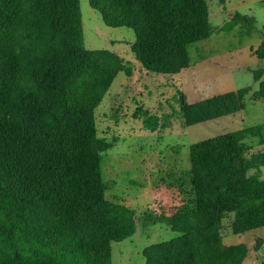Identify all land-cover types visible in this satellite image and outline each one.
I'll return each mask as SVG.
<instances>
[{
  "label": "trees",
  "instance_id": "1",
  "mask_svg": "<svg viewBox=\"0 0 264 264\" xmlns=\"http://www.w3.org/2000/svg\"><path fill=\"white\" fill-rule=\"evenodd\" d=\"M90 4L107 25L135 30L131 49L153 72L189 66V47L213 33L208 0ZM122 70L131 74L115 51L84 46L80 0H0V264H112V242L135 233V210L105 197L101 154L113 145L94 115ZM251 89L188 103L187 125L243 109ZM248 128L191 144L193 201L145 219L181 235L146 247V264L244 262L247 247L220 231L229 212L234 233L264 224V177L241 143Z\"/></svg>",
  "mask_w": 264,
  "mask_h": 264
},
{
  "label": "rangeland",
  "instance_id": "2",
  "mask_svg": "<svg viewBox=\"0 0 264 264\" xmlns=\"http://www.w3.org/2000/svg\"><path fill=\"white\" fill-rule=\"evenodd\" d=\"M208 5L213 33L189 47L192 65L206 57L191 73L193 80L180 87L172 74L143 66L131 49L136 39L132 27L107 25L90 0H80L84 46L115 51L131 69V74L118 73L94 110L97 136L113 145L101 154L105 197L133 208L137 218L132 236L112 242V264H146V247L181 235L166 222L145 219L170 215L193 201L188 192L191 144L253 125L241 143L264 177V166L256 162L264 160V90L245 95L244 119L187 125L189 101L253 83L250 70L264 69V0H208ZM250 43L262 64L246 56ZM234 223L233 212L223 216V243L244 244L248 254L243 264H262L264 224L234 233Z\"/></svg>",
  "mask_w": 264,
  "mask_h": 264
},
{
  "label": "crops",
  "instance_id": "3",
  "mask_svg": "<svg viewBox=\"0 0 264 264\" xmlns=\"http://www.w3.org/2000/svg\"><path fill=\"white\" fill-rule=\"evenodd\" d=\"M252 44L253 43H250L248 45V47L246 46V50L244 51L246 56H250V58H253V59H256V61H258L257 63L259 64H262V61L257 57L256 53L254 54L253 53V48H252ZM262 43L260 42L259 46L261 45ZM242 50H240L239 54H242ZM206 57V56H205ZM205 57H202L199 61H197L195 64L192 65V61L190 63L189 66L187 67H184L182 68L179 72L177 73H172V78L174 79V82H178L180 84V87L182 85H184V82H190L191 80H193L192 76H191V73H193V70L195 67L198 66V64L201 62V60H204ZM233 57V56H232ZM239 70H241V67H237ZM247 68H249V66H247ZM263 68V65H261L259 68H254V69H251L250 70V74L253 75V78H254V81L253 83H248L244 86H237L235 87L234 85V89H231V90H228V91H223V90H220L222 92H217L216 94L214 95H211L209 97H212V96H215V95H220V94H225V93H228V92H233V91H237L239 89H242V88H245V87H248L250 86L252 89L250 90L251 93L255 92L256 90L260 89V86L262 84V82H264V70L263 72L261 73L260 75V78L256 79L255 78V74H256V71H258L259 69H262ZM183 91V90H182ZM185 94V93H184ZM203 99H206V98H202V99H195L193 101H189L190 103L192 102H197V101H200V100H203ZM247 105V103H246ZM247 107V106H246ZM246 107H244L243 109L237 111V112H234V113H230V114H226V115H222V116H219V117H216V118H213V119H210V120H218V121H222V122H226V121H229V122H233V120L237 121L238 120V116H243L242 118L244 119V116H245V109ZM240 117V118H241ZM253 126V125H252ZM248 127H251V126H248ZM248 127H244V128H248ZM244 128H241V129H244ZM235 243V242H233ZM232 244V243H231ZM244 263V262H243ZM242 263V264H243Z\"/></svg>",
  "mask_w": 264,
  "mask_h": 264
}]
</instances>
